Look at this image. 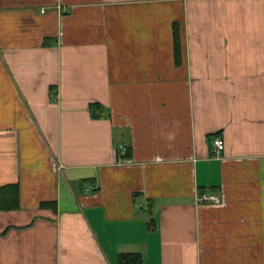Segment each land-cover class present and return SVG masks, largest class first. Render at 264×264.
<instances>
[{
    "label": "crops",
    "instance_id": "obj_1",
    "mask_svg": "<svg viewBox=\"0 0 264 264\" xmlns=\"http://www.w3.org/2000/svg\"><path fill=\"white\" fill-rule=\"evenodd\" d=\"M9 186L0 264H264V0H0Z\"/></svg>",
    "mask_w": 264,
    "mask_h": 264
},
{
    "label": "trees",
    "instance_id": "obj_2",
    "mask_svg": "<svg viewBox=\"0 0 264 264\" xmlns=\"http://www.w3.org/2000/svg\"><path fill=\"white\" fill-rule=\"evenodd\" d=\"M173 49H174V58L176 65L181 63V40L180 33L176 26H174L173 32ZM99 107L97 105L91 106L90 113L92 119L96 120L98 117L96 113L98 112ZM87 183V182H84ZM201 194H204L203 192ZM51 205H41V208H49ZM19 209V191L14 186H9L2 188L0 190V212H10ZM153 213V212H152ZM151 212L149 213V222L148 228L151 230L154 228V217ZM143 260L140 255H122L119 257V264H142Z\"/></svg>",
    "mask_w": 264,
    "mask_h": 264
},
{
    "label": "built area",
    "instance_id": "obj_3",
    "mask_svg": "<svg viewBox=\"0 0 264 264\" xmlns=\"http://www.w3.org/2000/svg\"><path fill=\"white\" fill-rule=\"evenodd\" d=\"M224 151V143L220 139H215L212 143V154L215 157H219ZM198 205H212L219 206L221 201L218 197L212 196L208 193L200 194L195 200Z\"/></svg>",
    "mask_w": 264,
    "mask_h": 264
},
{
    "label": "bare ground",
    "instance_id": "obj_4",
    "mask_svg": "<svg viewBox=\"0 0 264 264\" xmlns=\"http://www.w3.org/2000/svg\"><path fill=\"white\" fill-rule=\"evenodd\" d=\"M216 197V196H215Z\"/></svg>",
    "mask_w": 264,
    "mask_h": 264
}]
</instances>
